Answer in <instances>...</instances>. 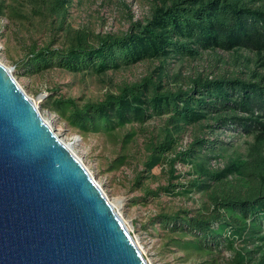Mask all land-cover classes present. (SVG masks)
<instances>
[{
    "label": "trees",
    "instance_id": "trees-1",
    "mask_svg": "<svg viewBox=\"0 0 264 264\" xmlns=\"http://www.w3.org/2000/svg\"><path fill=\"white\" fill-rule=\"evenodd\" d=\"M71 2L0 0V17L46 33L41 45L30 36L18 62L22 70L104 77L140 63L151 67L140 80L111 84L91 98L49 95L43 108L81 136L118 138L122 148L110 169L131 161L141 166L131 187L143 198L200 194L197 208L165 209L152 219L171 251L182 254L181 262L196 256L195 264H219L225 250L230 256L224 264H264V75L186 77L172 70L206 52L264 50V0H148L147 18L130 16L124 32L106 34L65 23ZM163 117L154 130L145 127ZM189 127L197 130L182 147ZM237 127L253 136L244 158L209 165L226 147L215 133ZM130 143L142 149L136 160ZM177 163L189 167L186 175L176 171ZM158 166L166 167L168 184L152 189L146 183L156 179L152 171ZM186 177L191 179L178 182Z\"/></svg>",
    "mask_w": 264,
    "mask_h": 264
},
{
    "label": "rangeland",
    "instance_id": "rangeland-1",
    "mask_svg": "<svg viewBox=\"0 0 264 264\" xmlns=\"http://www.w3.org/2000/svg\"><path fill=\"white\" fill-rule=\"evenodd\" d=\"M146 1L148 0H72L66 12L65 23H68L73 29L76 27L88 28L102 34L121 33L129 27L130 16L133 20L143 21L150 15L149 3ZM33 21L39 20L35 18ZM30 29L28 22L26 26L21 27L18 23L15 24L13 21L10 22L6 18L0 17V63L11 70V75L21 90L27 98L32 100L37 111L58 139L71 147L73 155L82 162L89 176L92 177L127 226L146 262L148 264H195L196 256H191L186 262L180 261L179 257L182 254L179 253L177 256L175 251H171L167 246L163 231L157 224L152 225V219L158 217L159 213L165 209L178 211L197 208L202 200L200 194H194L189 198L169 195H161L157 200L143 198V193L132 191L131 187L134 175L141 170V166H138L135 161H131L128 166H122L115 170L110 169L112 160L119 155L122 148V145L118 143V138L115 139L101 133L81 136L63 122L61 123L56 114L43 108L46 97L49 95L63 94L77 99L79 97L91 98L104 93L111 84L119 85L140 80L151 66L147 63H140L118 72H109L104 77L73 75L57 68L41 73L25 72L20 68L18 62L25 58V49L30 43V36L33 40L38 41V45L47 39L46 33L43 34L44 31ZM172 70L180 71L186 77L195 74L251 77L249 76L251 73H254V76H260L264 75V50L253 52L238 48L232 52L217 51L216 55L206 52L197 59L179 61ZM160 119L165 120L166 118L153 119L146 123L145 127H148L149 131L154 130L161 124ZM196 130L197 127H189L182 134L180 142L182 147L191 143V137ZM212 137L210 136L211 139ZM214 137L225 143L226 147L218 151L219 156L216 157L219 159L209 160V165L212 167L222 166L229 159L240 161L244 158L248 146L253 142V136L243 134L239 127L219 130ZM138 140L140 142V138ZM139 149L142 152L141 148L130 143L129 153L134 160L142 156L141 153H136L139 152ZM175 169L181 175H186L189 167L177 163ZM165 172L166 167L154 168L152 173L156 179L146 184L152 189L166 186L168 175ZM189 179L191 178L186 177L179 179L178 182L184 183ZM170 184L176 185L177 183L170 181ZM218 255L219 264H224L230 256L225 250Z\"/></svg>",
    "mask_w": 264,
    "mask_h": 264
},
{
    "label": "water",
    "instance_id": "water-1",
    "mask_svg": "<svg viewBox=\"0 0 264 264\" xmlns=\"http://www.w3.org/2000/svg\"><path fill=\"white\" fill-rule=\"evenodd\" d=\"M0 264H148L82 162L1 63Z\"/></svg>",
    "mask_w": 264,
    "mask_h": 264
},
{
    "label": "bare ground",
    "instance_id": "bare-ground-1",
    "mask_svg": "<svg viewBox=\"0 0 264 264\" xmlns=\"http://www.w3.org/2000/svg\"><path fill=\"white\" fill-rule=\"evenodd\" d=\"M66 146H68L67 144H65ZM68 148L71 150V147L70 146H68Z\"/></svg>",
    "mask_w": 264,
    "mask_h": 264
}]
</instances>
